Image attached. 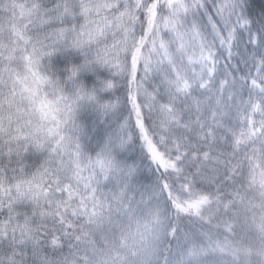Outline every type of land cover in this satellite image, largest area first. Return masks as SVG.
<instances>
[{
	"label": "snow or ice",
	"instance_id": "snow-or-ice-1",
	"mask_svg": "<svg viewBox=\"0 0 264 264\" xmlns=\"http://www.w3.org/2000/svg\"><path fill=\"white\" fill-rule=\"evenodd\" d=\"M0 264H264V0H0Z\"/></svg>",
	"mask_w": 264,
	"mask_h": 264
}]
</instances>
